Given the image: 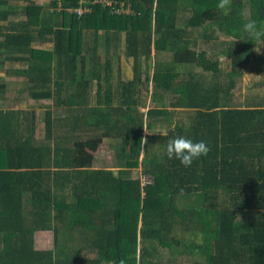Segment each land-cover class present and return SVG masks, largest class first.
Listing matches in <instances>:
<instances>
[{
  "label": "trees",
  "instance_id": "trees-1",
  "mask_svg": "<svg viewBox=\"0 0 264 264\" xmlns=\"http://www.w3.org/2000/svg\"><path fill=\"white\" fill-rule=\"evenodd\" d=\"M217 3L0 0V70L21 63L8 73L24 83L11 97L0 79V264H264V85L235 94L264 71V37L257 54L242 31L264 27V0ZM176 135L207 155L168 159ZM105 138L118 170L97 166ZM61 210L83 213L82 246L56 253ZM37 230H53V249L35 248Z\"/></svg>",
  "mask_w": 264,
  "mask_h": 264
},
{
  "label": "rangeland",
  "instance_id": "rangeland-1",
  "mask_svg": "<svg viewBox=\"0 0 264 264\" xmlns=\"http://www.w3.org/2000/svg\"><path fill=\"white\" fill-rule=\"evenodd\" d=\"M220 36L222 38L226 37V36H223V35H220ZM261 45H262V39L261 38H257V46L255 47V51H256L257 54H259V52H260ZM35 46H38V47H49L48 44H40V43H35ZM154 58H155V56L152 58V62L153 63H154ZM256 63L257 62L253 61L254 66H255ZM143 65L146 66V64H143ZM223 65H224V63H223ZM20 66H21V63H16V64L14 63L13 65L10 64V63H7V65L5 66V69L0 70V79L6 80V82L8 83L7 89H8V93L11 94V95L9 94V96H11V97H14V95H18L19 91L24 87V83H23L21 77L16 76V75L10 76L9 73H8V70H10L13 67L15 68V67H20ZM123 67H122L123 74H125V69L126 68H123ZM128 69L132 70L131 65L128 67ZM223 69L224 70L225 69L229 70L230 66L228 64H226V65L223 66ZM255 69H256L255 67L251 66V68L249 70H247V72L244 73L242 78H240L238 80L237 87L235 88L236 100L238 98V99H240L242 101L243 98L247 94H249V92L251 90H253V92L256 93L262 88V85H264L262 83V82H264V80L260 81L261 79H263L262 73L264 71L258 70L259 71L258 72V71H256L257 69L256 70ZM132 74H133V72L130 71L128 76H132ZM206 81L207 82L211 81L210 77H208L206 79ZM253 83H256L257 85L253 86L252 85ZM258 84H259V86H258ZM145 94H144V97H145ZM28 102L29 101L26 98H24L23 101H21L18 105L19 106H23V105H26V103H28ZM151 105H153V104L151 103V95H150V92H149L147 94L146 105L144 106L143 109L145 111H147L151 107ZM36 108L38 109L39 106H36ZM114 109H115L114 112L116 114L124 113V110H125L121 106L120 107H114ZM61 112L66 114L65 110L56 109L55 112H54L55 113L54 115L59 117V116L63 115V113L59 114ZM155 129L158 130V128H155ZM147 132L148 131L145 129L144 133L146 134ZM116 147H117V144H116L115 139H113V138H109V139L105 138L103 140V142L100 144V147H99L98 153H97L98 154V158H99L98 160H100L102 162L105 160V162L102 163V162L98 161L97 166H103V165L110 166V165L113 164V169H117L118 170V167H116V159L114 158L115 157V152H116V149H117ZM152 148L154 150L159 151L161 154L163 153V148L162 147L153 145ZM178 204L183 205L184 204V200L180 199L178 201ZM54 215H55V217H54L53 222H54L55 226L59 228V243L54 248V249H56V253L59 252V251H62V250H65L66 252H70V251H73V250H76V249L80 248L82 246V242H81L82 241L81 240L82 235H80V233L76 234V230L74 231L75 234L72 233V231H73L74 227L75 228L83 227V221H84L83 213L81 211H77V210H74V211L61 210V211L56 212ZM240 218L242 220H250V219L253 218V213L251 214V212H247V213L243 214L242 216H240ZM66 226H69V227L66 228ZM52 231L53 230H51L49 232L42 233V235L43 234L47 235L48 238L45 237V236H42V237L38 238L37 239L38 242H35V245L37 247H39V246H41V247L42 246L43 247H46V246L52 247L53 240H54V234H53ZM69 235H74L76 237L75 240L71 239L69 237ZM188 237H189L188 246H189V248H192V249H190V253L196 252V254H195L196 256H194V257H200V256H197V252H199V247H203L204 246V242H203V240L201 238V235H199L198 238L195 237V235H194L195 238L193 237V235H188ZM35 239H36V237H35ZM44 239H47L49 241V245L44 243ZM62 242H65V243H68V244L70 243L72 246H68V245L67 246H61L60 244ZM41 247H39V248H41ZM192 250H193V252H192ZM187 264H191V263H187Z\"/></svg>",
  "mask_w": 264,
  "mask_h": 264
},
{
  "label": "clouds",
  "instance_id": "clouds-1",
  "mask_svg": "<svg viewBox=\"0 0 264 264\" xmlns=\"http://www.w3.org/2000/svg\"><path fill=\"white\" fill-rule=\"evenodd\" d=\"M228 0H218L217 8L224 10ZM242 31L250 37H264V27L255 19H249L242 25ZM209 148L203 141H194L184 135L170 138L165 145V154L168 159H176L185 167L191 166L194 160L207 155Z\"/></svg>",
  "mask_w": 264,
  "mask_h": 264
},
{
  "label": "crops",
  "instance_id": "crops-1",
  "mask_svg": "<svg viewBox=\"0 0 264 264\" xmlns=\"http://www.w3.org/2000/svg\"><path fill=\"white\" fill-rule=\"evenodd\" d=\"M129 67V66H128ZM123 71V70H122ZM125 72L126 73H128L129 74V72H130V69H125ZM114 107H120V106H118V105H114ZM121 107H123L124 109H125V106H121ZM142 108H144V107H142ZM114 111H115V109H114ZM115 113V112H114ZM145 129H147V131L149 132V130H148V128H145ZM147 132V133H148ZM77 211H79V210H77ZM56 212H58V211H56ZM55 212V213H56ZM54 213V214H55ZM67 227H69V226H66V228ZM82 228V227H81ZM78 228H73V230H77ZM49 231H51V230H37L36 232H35V235H34V245H35V242H38V238H40V237H42V236H45V237H47L48 238V236L47 235H45V234H43L42 235V233H44V232H49ZM53 232V231H52ZM35 237H36V239H35ZM44 243H46L47 245H49V241L47 240V239H44ZM67 245L68 246H72L70 243L68 244L67 243ZM66 245V246H67ZM54 246H55V244H54V240H53V244H52V247H50V246H46V247H41V246H39V247H41V248H39V247H37L36 245H35V248H37V249H53L54 248Z\"/></svg>",
  "mask_w": 264,
  "mask_h": 264
},
{
  "label": "built area",
  "instance_id": "built-area-1",
  "mask_svg": "<svg viewBox=\"0 0 264 264\" xmlns=\"http://www.w3.org/2000/svg\"><path fill=\"white\" fill-rule=\"evenodd\" d=\"M78 11H80V12H81V9H78Z\"/></svg>",
  "mask_w": 264,
  "mask_h": 264
}]
</instances>
